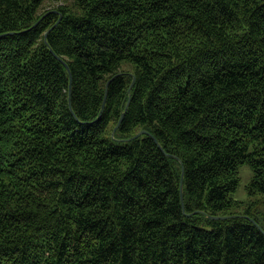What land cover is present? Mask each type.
Returning <instances> with one entry per match:
<instances>
[{
    "label": "trees",
    "instance_id": "trees-1",
    "mask_svg": "<svg viewBox=\"0 0 264 264\" xmlns=\"http://www.w3.org/2000/svg\"><path fill=\"white\" fill-rule=\"evenodd\" d=\"M51 1L0 0V264H264V0Z\"/></svg>",
    "mask_w": 264,
    "mask_h": 264
},
{
    "label": "rangeland",
    "instance_id": "rangeland-1",
    "mask_svg": "<svg viewBox=\"0 0 264 264\" xmlns=\"http://www.w3.org/2000/svg\"><path fill=\"white\" fill-rule=\"evenodd\" d=\"M63 0H53L48 3L47 7H51L56 4H60ZM239 172V182L236 187V190L232 192L231 196L234 199L241 200V201H248L249 197L246 190V185L250 181L252 177V170L247 163L241 164L238 167ZM259 212L264 215V200L259 206ZM264 224V223H263Z\"/></svg>",
    "mask_w": 264,
    "mask_h": 264
},
{
    "label": "water",
    "instance_id": "water-1",
    "mask_svg": "<svg viewBox=\"0 0 264 264\" xmlns=\"http://www.w3.org/2000/svg\"><path fill=\"white\" fill-rule=\"evenodd\" d=\"M226 216H213V218H224Z\"/></svg>",
    "mask_w": 264,
    "mask_h": 264
}]
</instances>
